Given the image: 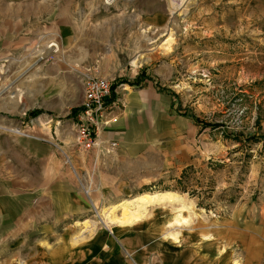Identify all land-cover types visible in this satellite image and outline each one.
Masks as SVG:
<instances>
[{
    "label": "rangeland",
    "instance_id": "rangeland-1",
    "mask_svg": "<svg viewBox=\"0 0 264 264\" xmlns=\"http://www.w3.org/2000/svg\"><path fill=\"white\" fill-rule=\"evenodd\" d=\"M41 4L32 0L31 15L17 18L14 29L0 25V132L32 136L35 122L37 137L47 139L43 110L62 101L65 119L68 108L78 109L87 69L117 87L151 81L169 100L168 162L134 193L93 201L94 209L83 192L86 172L77 166L85 209L58 227L66 237L62 264L99 263V256L72 258L91 244L110 255L111 264L120 254L123 264H172L174 255L184 258L191 235L210 241L216 224L233 217L240 226L253 220L264 234V0H62L53 3L62 17L45 15ZM33 110L42 112L31 116ZM52 144L67 159L63 143L54 138ZM164 191L183 199L128 204L138 211L129 224H106L99 215L145 192ZM123 212L119 206L114 216ZM180 215L187 220H174ZM26 255L11 243L0 246V264H30L34 259Z\"/></svg>",
    "mask_w": 264,
    "mask_h": 264
},
{
    "label": "crops",
    "instance_id": "crops-1",
    "mask_svg": "<svg viewBox=\"0 0 264 264\" xmlns=\"http://www.w3.org/2000/svg\"><path fill=\"white\" fill-rule=\"evenodd\" d=\"M31 1L0 0V25L14 29L17 18L31 15ZM38 1L45 15L55 12L53 16L62 17L58 15L60 4L53 5L62 0ZM144 13L145 8L141 11ZM149 18L154 23L157 16ZM124 87H117L113 93L112 99L120 101L103 120L99 144L89 151L74 146L76 112L68 108L63 112L68 116L64 119L62 101L43 110V119L49 125L43 129L47 139L37 137L35 122L29 126L32 136L0 132V246L11 243L22 249L27 253L25 259H34L30 264H62L66 237L58 227L79 219L85 209L79 179L74 175L77 166L86 172L92 200L107 203L134 193L145 184V178L156 177L161 162H168L167 140L171 134L165 113L169 100L151 81ZM54 138L63 143L70 166L54 148ZM237 222L236 217L219 221L210 241L204 242L205 235H191L184 258L174 255L170 263L264 264V234L257 232L253 220L242 226ZM33 242L37 243L34 247ZM98 246L91 244L73 253V260L99 256L97 264L113 263ZM113 258H119L115 264H123L121 254ZM144 263L141 259L140 264Z\"/></svg>",
    "mask_w": 264,
    "mask_h": 264
},
{
    "label": "built area",
    "instance_id": "built-area-1",
    "mask_svg": "<svg viewBox=\"0 0 264 264\" xmlns=\"http://www.w3.org/2000/svg\"><path fill=\"white\" fill-rule=\"evenodd\" d=\"M96 73L92 69H87L85 72L84 95L75 114L76 135L74 144L85 151H89L99 144L101 129L105 125L103 120L120 101L119 98L112 99L113 81L109 77ZM10 131L19 133V130L15 129H10ZM54 145L61 149V144V146L59 143ZM69 160L70 158L67 157V161ZM83 192L92 203L93 208L96 209L92 200L93 190L90 185Z\"/></svg>",
    "mask_w": 264,
    "mask_h": 264
},
{
    "label": "bare ground",
    "instance_id": "bare-ground-1",
    "mask_svg": "<svg viewBox=\"0 0 264 264\" xmlns=\"http://www.w3.org/2000/svg\"><path fill=\"white\" fill-rule=\"evenodd\" d=\"M171 38L172 37L169 36V38L166 39V41L163 43V47L167 50H169L171 47V43H170ZM53 45H56V44L53 43L51 46H53ZM136 60L137 59H135V61ZM182 199H183L182 196H180L178 193L172 192V191L153 192V193L145 192V193L137 196L135 198V200H132V201H126L125 200L122 203H120L118 206H112V207L103 209L99 213V215L103 218V220L105 221L106 224H109V223H113V224L119 223L120 225L129 224L135 219V213H137L138 211H136V212L130 211L128 209V204L131 205V203H135L136 207L143 208V206H146L148 204L162 203L165 201L173 202V201H178V200H182ZM119 206H121L122 208L125 207V212H123L124 214L122 217L117 218L114 216V213H115L117 207H119ZM130 209H132V208H130ZM174 220H176L178 222H182V221L185 222L187 220V217L180 215L178 217H175ZM172 236L174 238H176L175 234H173Z\"/></svg>",
    "mask_w": 264,
    "mask_h": 264
},
{
    "label": "trees",
    "instance_id": "trees-1",
    "mask_svg": "<svg viewBox=\"0 0 264 264\" xmlns=\"http://www.w3.org/2000/svg\"><path fill=\"white\" fill-rule=\"evenodd\" d=\"M139 84V81H136L133 85H137ZM117 88V85H113L112 86V89H113V93H114V90ZM78 110L77 109H73L72 113L74 112H77ZM42 111L41 110H33L32 112H30V115L31 116H37L38 114H40ZM195 122L199 125H202L203 122L198 118V117H195ZM206 126V125H205ZM191 168V167H190ZM190 168H187L184 170V172L182 173V175L180 176V178L178 179V182H182V178H185L186 177V174L188 173L189 169Z\"/></svg>",
    "mask_w": 264,
    "mask_h": 264
}]
</instances>
